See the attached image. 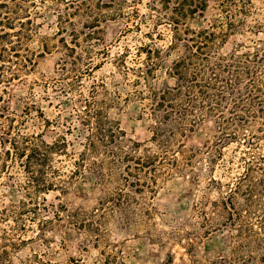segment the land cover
Here are the masks:
<instances>
[{"label": "rangeland", "instance_id": "rangeland-1", "mask_svg": "<svg viewBox=\"0 0 264 264\" xmlns=\"http://www.w3.org/2000/svg\"><path fill=\"white\" fill-rule=\"evenodd\" d=\"M15 1L0 0V24L5 25L0 30L11 32L12 38L0 39V264H103L108 254L111 264H209V260L221 257L228 258L231 264H246L242 257L250 250L264 252V245L256 240L259 234L245 241L234 239L240 228L247 232H258L262 224L264 228V195L251 206L258 221L255 215L242 210L246 203L243 189L233 199L238 211L234 221L231 210L221 203L211 206L233 186L248 164L253 168V179L264 177L263 135L252 138L256 145L251 148L242 140L227 144L221 157L214 158L212 168L207 162L208 154L200 152L197 184L186 176L158 178L153 194L144 198L154 208L149 221L124 229L118 217H110L104 221L97 243L94 235L73 226L66 215L91 209L102 194L87 168L73 179L65 177L68 182L62 191L58 187L45 192L25 191V173L19 158L5 153L8 137L39 134L51 142L65 134L70 140L68 150L76 152L83 126L72 108L73 100L80 90L87 94L92 84L99 90L97 98L112 97L103 93L102 82L110 93H118V102L109 112L127 137L138 142L149 139L150 119L144 101L131 96L133 75L123 77L118 73L116 57L124 52L126 65H135L144 58V54L137 56L141 44L166 46L172 32L151 17V0H122V11L105 7L106 0H35L34 5L28 0ZM251 1L246 23L264 21V0ZM216 3L217 0H208L203 17L188 20L189 26H207L219 15ZM137 14L145 15L146 20L140 21ZM26 16L31 19L25 21L22 36L17 37L9 27L17 26L16 20H25ZM231 33L224 50L255 38L243 27ZM173 55L174 52L163 59L155 71L154 87L173 82L165 73ZM63 58L76 60L75 66L67 64L71 69L67 78L59 70ZM72 78L78 82L70 90L66 82ZM46 119H56L58 123L53 125ZM67 126L72 130L66 131ZM217 129L212 122H205L186 138V143L202 147L207 141L215 147ZM72 161L68 156H54L53 164L61 178L72 169ZM61 206L68 212L59 211ZM57 212H62L58 219Z\"/></svg>", "mask_w": 264, "mask_h": 264}, {"label": "trees", "instance_id": "trees-1", "mask_svg": "<svg viewBox=\"0 0 264 264\" xmlns=\"http://www.w3.org/2000/svg\"><path fill=\"white\" fill-rule=\"evenodd\" d=\"M17 1L20 0L15 3H19ZM28 1L35 4V0ZM251 2L217 0L215 8L219 15L205 27L191 28L188 20L202 18L209 7L208 0H151L148 4L151 17H155L156 24L170 27V42L163 47L154 42L141 44L137 48V56L140 58L144 54V58L132 66L126 65L124 52L116 57L118 73L123 77L133 75L131 96L144 101V110L150 119L149 139L138 142L127 137L119 121L109 112L118 102V93H110L102 82L103 93L112 97L109 100L97 98L99 90L92 84L87 94L80 90L73 100L72 108L83 126L76 152L68 150L70 140L65 134L51 142L45 141L39 134L19 133L8 137L9 146L5 153L19 158V165L25 173L22 186L25 191L45 192L55 187L62 191L68 182L65 177L73 179L87 168L101 187L102 194L91 209L74 210L66 215L73 226L94 235L97 243L101 239V227L110 217H118V223L124 229L141 224L143 220L149 221L154 208L144 198L153 194L158 178L186 176L190 182L197 184L201 172V168L196 166L200 152L208 154L210 165L214 158L221 157L223 147L231 142L242 140L248 147H254V139L264 136V36H258L259 33L264 34V21L246 23ZM122 3V0H106L104 5L122 11ZM137 15L140 21L146 20L145 15ZM26 17L25 20H16L17 26L9 27L17 37L22 36L25 21L31 19ZM4 27L0 24L1 29ZM241 27L255 38L249 43L238 42L230 50H224L228 36ZM10 33L0 30V39L7 36L11 40ZM172 52L174 55L165 73L173 82L165 81L156 88L152 83L155 71ZM25 63L26 60L23 65ZM68 63L75 66L76 60L62 59L59 67L62 77L67 78L71 72L67 68ZM76 78L66 82L67 88L73 90L76 87ZM208 121L218 127L215 147L207 141L202 147L187 144L186 138ZM46 122L58 123L56 119H46ZM66 129L69 132L72 127L67 126ZM54 156H68L73 160L72 169L64 178L54 167ZM212 166L214 164L209 167ZM256 170L263 171L260 167ZM252 171L248 164L233 186L219 201H212L211 206L221 203L231 210L230 218L234 221L238 211L233 199L243 189L246 203L242 210L250 216L255 215L258 221L259 217L251 206L257 197L264 195V177L253 179ZM59 211L68 212L63 206ZM60 213L55 214L56 219L60 218ZM262 214L261 218L264 211ZM238 231L240 234L234 239L245 241L251 239L252 234H259L256 240L264 245L263 224L258 232H247L246 228ZM242 262L264 264V252L250 250L243 255ZM103 264H111L109 254L103 259ZM209 264H231V261L221 257L209 260Z\"/></svg>", "mask_w": 264, "mask_h": 264}]
</instances>
